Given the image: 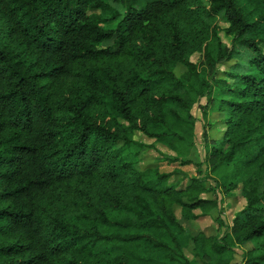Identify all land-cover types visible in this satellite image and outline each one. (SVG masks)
Listing matches in <instances>:
<instances>
[{
  "label": "trees",
  "instance_id": "obj_1",
  "mask_svg": "<svg viewBox=\"0 0 264 264\" xmlns=\"http://www.w3.org/2000/svg\"><path fill=\"white\" fill-rule=\"evenodd\" d=\"M202 95L224 116L207 160L246 200L224 236L176 213L218 206L177 154ZM136 134L173 155L140 169ZM234 239L264 264V0H0V264H230Z\"/></svg>",
  "mask_w": 264,
  "mask_h": 264
},
{
  "label": "rangeland",
  "instance_id": "obj_2",
  "mask_svg": "<svg viewBox=\"0 0 264 264\" xmlns=\"http://www.w3.org/2000/svg\"><path fill=\"white\" fill-rule=\"evenodd\" d=\"M207 2V0H204ZM116 8L121 12H124L122 4L112 2ZM212 22V27L218 25L221 30L227 25L225 19L222 16H217ZM219 31V29H218ZM222 39L228 45L229 39L225 36L223 31H219ZM192 59L196 61L200 66L198 71L201 76L207 81H213V78L220 76L221 71L226 67V63H220L216 68H213L210 61H205V56L196 53L192 56ZM202 62H205L204 66ZM228 65V64H227ZM186 67L180 65L176 69V73L180 76L186 71ZM219 71V72H218ZM72 82L70 85H72ZM209 109V103L207 96H198L195 100L193 107V115L195 119V132L194 143L189 146L187 144H181L178 146V155L190 159L192 162L187 166H183L181 169L189 177H197L201 180L203 185L208 188V191L203 195L207 198L217 199L218 206L212 210L208 216L200 217L198 219L187 220L181 215L180 207H176V213L180 222L185 226L187 232L191 235H196L198 232H205L207 235H220L224 236L227 233L233 231V219L234 216L246 205V200L242 194L241 186L237 189L227 193L226 187L222 185L221 169H213V162L207 160L208 153L213 145H215L222 135V129L224 128L223 114L208 111L207 116L204 115V111ZM137 140L144 141L138 134L134 136ZM148 144H152V147L145 149L142 153L141 161L138 167L141 169L147 164L157 163L164 158V155H173V152L167 145L158 142L152 143L151 140L144 141ZM174 166L167 164L162 165V170H171ZM253 248L251 242L238 243V240L234 239V245L232 249L225 252L224 258L227 259L230 264H245L246 253ZM187 255L193 258L192 245L187 249ZM201 264V263H200Z\"/></svg>",
  "mask_w": 264,
  "mask_h": 264
}]
</instances>
